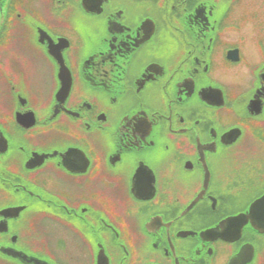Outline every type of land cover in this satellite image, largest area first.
<instances>
[{
  "label": "flooded vegetation",
  "instance_id": "obj_1",
  "mask_svg": "<svg viewBox=\"0 0 264 264\" xmlns=\"http://www.w3.org/2000/svg\"><path fill=\"white\" fill-rule=\"evenodd\" d=\"M0 264H264V0H0Z\"/></svg>",
  "mask_w": 264,
  "mask_h": 264
},
{
  "label": "water",
  "instance_id": "obj_2",
  "mask_svg": "<svg viewBox=\"0 0 264 264\" xmlns=\"http://www.w3.org/2000/svg\"><path fill=\"white\" fill-rule=\"evenodd\" d=\"M246 219H247V216H238V217L234 218L233 220L226 222L225 224L228 223L227 226L233 224V225H236V226L241 228L242 226H244L247 223ZM248 219H249V216H248ZM221 228H222V230H224V228H226V226L223 224V226L221 225Z\"/></svg>",
  "mask_w": 264,
  "mask_h": 264
}]
</instances>
